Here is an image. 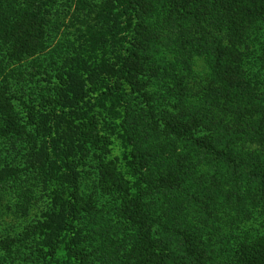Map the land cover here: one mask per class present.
<instances>
[{"label":"trees","instance_id":"trees-1","mask_svg":"<svg viewBox=\"0 0 264 264\" xmlns=\"http://www.w3.org/2000/svg\"><path fill=\"white\" fill-rule=\"evenodd\" d=\"M59 4L0 0V162L12 163L7 180L15 187L32 175L44 185L57 174L65 180L63 194L55 196L56 210L40 224L39 240L49 256L68 238L67 255L78 264H264V0ZM58 5L74 10L69 55L91 84L69 86L72 98L48 95L41 118L50 123L30 112L24 121L8 84L20 82L17 72L24 64L40 72V56L56 63L55 57L64 58V51L51 48ZM197 58L204 62L202 72L195 69ZM12 63L18 65L15 71ZM93 92L113 116L123 105L128 166L119 169L102 158L98 183L87 192L74 156L57 136L62 114L79 112ZM69 99L74 103L67 107ZM28 107L33 112L36 105ZM160 115L168 116L151 125ZM82 119L75 145L87 161L107 139L99 131L100 119L89 112ZM31 125L47 130L42 145ZM33 149L42 158L25 171L21 165ZM223 169L232 172L227 189L222 181L218 188L204 181L220 178ZM157 193H167L168 206ZM217 196L230 203L226 213L233 221L234 203L248 210L233 236L222 232L227 221L215 213ZM21 202L23 209L34 207L30 190H23ZM190 210L198 211L197 217H190ZM177 214L188 217L170 222ZM209 229L210 243L205 241ZM35 230L2 240L0 264H20L25 254L17 247Z\"/></svg>","mask_w":264,"mask_h":264},{"label":"rangeland","instance_id":"rangeland-1","mask_svg":"<svg viewBox=\"0 0 264 264\" xmlns=\"http://www.w3.org/2000/svg\"><path fill=\"white\" fill-rule=\"evenodd\" d=\"M61 3L66 4V0H58ZM92 5L101 4L104 0H89ZM57 7L54 13V20L51 24V32L53 33L57 30V37L53 39L51 44V48H56V46L64 51V58L60 55L61 58L55 57L56 61L59 60V63L51 60L49 56L43 55L40 56V72H38L33 64H24L20 71L17 74H20V84L16 82H12L8 84V88L10 92H13L17 95V99L14 100L13 104L15 106L16 111L22 116L23 120L26 121L27 117L31 114L36 115L37 118L42 117V112L46 111L44 105L46 104L45 98L48 95L51 96H64L69 95L70 98L73 97L69 86L85 88V85L91 84L89 83L88 73L80 72L79 66H75V61L72 56H70V45L74 41L75 37H73L74 29L72 25L74 24L73 18L75 17L74 10L68 9L66 7ZM57 10L59 11L57 13ZM56 14H59L56 16ZM58 26V27H57ZM88 59V56L86 57ZM88 62V61H87ZM204 62L202 59H196V67L195 69L198 72L203 71ZM16 63L11 64V70L17 68ZM99 66L98 64H94L93 68ZM21 76L23 78H21ZM89 80V81H88ZM3 84V81L0 80V85ZM94 94V92H93ZM97 93L92 95L93 98L90 100H86L83 103V106L80 107L79 112L76 114L66 113L62 114V119L60 120L59 126V135L57 136L62 143L63 147L66 148L73 156L75 160V167L82 171L84 179V189L88 192L91 188L98 183L97 176L100 172V163L101 159L105 158L108 162L114 164L115 167L123 170H127V162H128V147L127 143L124 140L125 137V129L122 128V116L125 114V110L121 106H117V117L111 115V112L107 108H101L98 102L95 100ZM44 97V100H43ZM201 103V109L204 108L203 100H199ZM41 102V103H40ZM64 103V102H63ZM74 102L69 99L66 103L67 107L72 105ZM28 104L36 105L34 111L31 112V108L29 109ZM42 104V105H40ZM110 105V104H109ZM41 106V107H40ZM40 107V109H38ZM168 108V107H166ZM91 113L95 115L98 119H100L99 123V131L103 138L107 139L103 141L101 144L102 151L98 154H90L89 159L86 161V158H83L84 151L76 144L75 140V132L76 129L80 127L81 121L83 120V115L85 113ZM28 113V115H27ZM168 115L157 116L154 121L151 122V125H155V122H159L161 124L163 120ZM44 119L41 118L42 121L46 120L47 123H50L51 120L49 118ZM33 123V121H32ZM35 133L36 139L42 145L45 137L46 131H38L37 126H32ZM74 140V141H73ZM2 147V146H1ZM4 148H7L5 145ZM10 150L13 147H9ZM106 149V151H103ZM104 154L103 156L101 154ZM10 154L9 152L6 153ZM42 153L33 149L28 157L25 159L24 164H22V168H25V171H29L26 167H31L42 158ZM12 163L4 159L3 162H0V242L5 240L6 238H19V234L26 231L31 227H36L35 233L27 240V243H24L19 248L23 254V259L20 264H78L75 260L70 259L67 255V241L61 243L60 248L54 257L49 256L47 249H44V242L39 240V236L41 234V222L43 219L49 214L52 210H56L55 205V196L63 194L64 188L66 187L65 180H62L59 175L53 176L49 185H44L43 182L39 179H35V176H27L22 181L16 184V187L13 185V181L9 182L7 180V176L11 174ZM232 172L228 169H223V173L219 174L220 178L215 179L213 181L210 177H207L204 181L208 180V184H214V188H218L219 183L223 182V189H227L229 187L227 181ZM224 179V181H223ZM4 180V181H3ZM13 186V187H12ZM208 191L210 194H214L215 191L208 186ZM30 190L32 194V199L34 201V207L31 210L23 209L22 205V192L23 190ZM155 197L159 198V201L163 202L165 206L169 205L170 200L168 199L167 193H157ZM229 200L233 201V198L229 196ZM216 205L213 207L215 213L221 218V220L225 223L223 234L228 236H233L235 233L239 231V225L245 220L248 214L247 208L242 210V207L239 204H233L231 207L232 218L234 216L237 219L233 221L226 211H229L230 203L224 202L220 200L217 196ZM215 203H211L214 205ZM197 207L205 214H213V210L210 207L205 205H197ZM194 211H188L190 217ZM196 213H199L196 211ZM194 216L197 217V214ZM188 214H184L178 217L170 218V222H178L185 220L188 217ZM243 214V216L241 215ZM238 218H244L243 221H239ZM162 220L168 223L167 215H164ZM39 227V229H37ZM80 228V226H78ZM108 229L114 230L115 228L108 227ZM159 231L163 230V227L158 226ZM214 236L210 234L207 230L205 233V241L210 243V239H213ZM0 253L5 254V251L0 247ZM45 256V257H44ZM29 260V261H28Z\"/></svg>","mask_w":264,"mask_h":264}]
</instances>
